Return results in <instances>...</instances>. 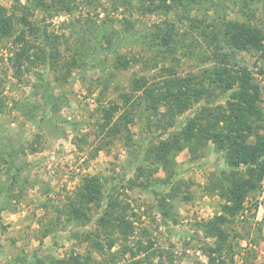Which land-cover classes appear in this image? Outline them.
<instances>
[{"label": "rangeland", "instance_id": "1", "mask_svg": "<svg viewBox=\"0 0 264 264\" xmlns=\"http://www.w3.org/2000/svg\"><path fill=\"white\" fill-rule=\"evenodd\" d=\"M0 264H264V0H0Z\"/></svg>", "mask_w": 264, "mask_h": 264}, {"label": "trees", "instance_id": "2", "mask_svg": "<svg viewBox=\"0 0 264 264\" xmlns=\"http://www.w3.org/2000/svg\"><path fill=\"white\" fill-rule=\"evenodd\" d=\"M241 42H243L245 44H247L249 42L251 45H253L255 47H257L258 43H259V42H256V41L252 40V39H248V38H244V40L241 41Z\"/></svg>", "mask_w": 264, "mask_h": 264}]
</instances>
